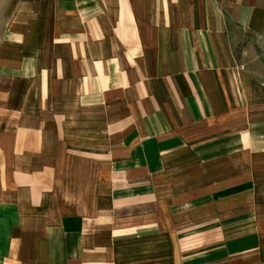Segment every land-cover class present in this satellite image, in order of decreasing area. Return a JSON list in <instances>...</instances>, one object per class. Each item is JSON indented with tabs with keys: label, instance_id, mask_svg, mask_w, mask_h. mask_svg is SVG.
<instances>
[{
	"label": "crops",
	"instance_id": "obj_1",
	"mask_svg": "<svg viewBox=\"0 0 264 264\" xmlns=\"http://www.w3.org/2000/svg\"><path fill=\"white\" fill-rule=\"evenodd\" d=\"M0 264H264V0H4Z\"/></svg>",
	"mask_w": 264,
	"mask_h": 264
},
{
	"label": "rangeland",
	"instance_id": "obj_2",
	"mask_svg": "<svg viewBox=\"0 0 264 264\" xmlns=\"http://www.w3.org/2000/svg\"><path fill=\"white\" fill-rule=\"evenodd\" d=\"M3 2L4 0H0V32L5 24L3 19Z\"/></svg>",
	"mask_w": 264,
	"mask_h": 264
}]
</instances>
